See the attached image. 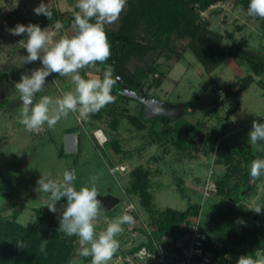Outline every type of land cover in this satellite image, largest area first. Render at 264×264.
Listing matches in <instances>:
<instances>
[{
	"label": "rangeland",
	"instance_id": "1",
	"mask_svg": "<svg viewBox=\"0 0 264 264\" xmlns=\"http://www.w3.org/2000/svg\"><path fill=\"white\" fill-rule=\"evenodd\" d=\"M175 1L183 7L172 23L149 20L155 17L145 15L147 0H127L120 18L105 25L109 32L125 29L128 37L138 43L119 65L129 76L142 73L137 89L127 87L113 71V77H118L111 92L114 103L91 114L87 121L79 118L78 112H70L52 128L45 123L38 132H29L19 123L20 106L12 107L20 99L15 83L22 74L30 75L32 69L42 65L39 61L23 63V56L28 53L19 41L26 39V34L13 36L8 29L18 23L39 24L55 33V41L71 34V24L79 9L77 0H43L53 13L49 20L33 12L41 0H0V220L16 218L23 226L39 228L42 241L47 240L66 199L57 202L56 213L50 212L46 207L48 194L35 191L36 182L41 175L59 182L65 170L75 169L77 189L90 186V178L96 176L98 195L120 200L111 210L100 209L94 221L97 233L122 215L126 205H134L130 215L135 224L123 225L124 231L116 237L120 242L117 258L108 264H125L126 249L138 243L136 235L145 226L154 229L155 221L168 208L184 211L190 204L197 205L200 229L217 237L226 230L221 223L216 227L212 224L216 208L221 207L225 215L231 216L233 212L248 210L244 223L238 224L239 231L255 225L264 228V175L255 178L251 187H245L243 174L236 172L239 168L242 173L248 170L250 175L252 160L264 154V143L248 142L252 121L264 123V89L257 83L264 82V76L254 77L247 59L252 56L264 63L262 18L249 16L248 8L237 0ZM57 20L63 28L55 27ZM211 50L224 53V60L210 62ZM109 65L113 69V63ZM107 66L89 65L79 74L84 78H103ZM249 76L255 81L235 93ZM73 90L71 76L53 73L46 78L35 100L39 102L47 95L55 101ZM132 96L170 104L186 103L184 115L176 122L151 117L147 108ZM131 116L143 123V128L132 125ZM106 126L108 129L103 130L108 141L100 144L94 133ZM241 145L245 150L250 148V154L239 151ZM251 156L253 159H249ZM118 164H125L126 171L147 173L148 204L135 192L139 182L133 174L114 172L121 168ZM225 177L228 184L240 189L223 198L218 194L217 183ZM210 183L216 190L205 189ZM256 207H262L259 214L253 211ZM14 236V240L6 239L3 247L10 258L19 260L29 254H42L40 248L31 247L24 235ZM63 238L73 243L67 264H91V257L79 255L81 244L77 236ZM18 241L24 242L25 249L17 247ZM53 250L57 252L59 248ZM258 254L261 255L258 252L255 258ZM49 256L44 254V258ZM216 260L218 264H233L229 255Z\"/></svg>",
	"mask_w": 264,
	"mask_h": 264
},
{
	"label": "clouds",
	"instance_id": "2",
	"mask_svg": "<svg viewBox=\"0 0 264 264\" xmlns=\"http://www.w3.org/2000/svg\"><path fill=\"white\" fill-rule=\"evenodd\" d=\"M127 0H77L76 8L71 24V34L61 36L53 40L55 33H49V28H41L39 24H17L8 29L13 36L26 34L23 43L28 55L23 56V63L30 64L39 61L42 65L31 70L29 74H22L20 80L15 83L16 90L20 93V119L29 132H38L45 123L49 128L54 127L62 117L77 113L79 118L87 121L91 114L98 113L102 108L115 102L111 94L113 85L118 77H113V69L106 67L103 78H84L79 74L81 69L97 62L104 64L111 57V46L105 31L106 24L115 23L126 7ZM37 16L44 15L52 20L53 13L48 4L41 0L33 9ZM248 15L264 18V0H250ZM57 29L63 28V24L57 20ZM26 40V43H25ZM53 73L59 76H71L74 84L73 91L64 92L61 98L53 101L45 95L36 102L35 97L40 93L46 78ZM250 144L264 143V123L252 121L251 130L248 133ZM264 175V154L254 158L250 165V176L259 178ZM76 171L65 170L62 180L57 182L41 175L37 180V192L48 194L46 207L52 213L57 212V202L62 198L66 204L62 206L59 217L58 232L68 237L77 236L81 244L79 255L91 257V264H108L120 247L117 235L124 231L123 225L132 226L135 219L125 211L116 217L105 230L96 232L94 221L97 219L102 202L98 199L96 182L98 177L90 178V186H82L77 189L74 185ZM133 205H129L132 209ZM262 207H256L253 211L257 214ZM47 240L42 241L40 252L46 254ZM21 250L25 249L23 241L16 243ZM236 264H264V256L251 255L239 256Z\"/></svg>",
	"mask_w": 264,
	"mask_h": 264
},
{
	"label": "trees",
	"instance_id": "3",
	"mask_svg": "<svg viewBox=\"0 0 264 264\" xmlns=\"http://www.w3.org/2000/svg\"><path fill=\"white\" fill-rule=\"evenodd\" d=\"M238 4L243 5L248 8L250 0H237ZM146 13L145 15H152L157 19H149L154 22H163L167 20L172 23L174 21V15H179L182 11L183 4L175 0H147L146 2ZM169 23V24H170ZM261 29L264 30V18H262ZM106 34L109 39V43L111 46V57L104 63L101 64L99 62L96 63L97 66H106L113 63V71L117 74L118 77L121 78L122 82L131 89H137L140 86L142 76L143 75H135L132 76L127 75L123 71L119 69L120 63L123 61L126 53L137 47V42L132 38L128 37L125 29L118 30L117 32H109L106 31ZM208 57L210 62L219 63L224 60L225 54L218 53L214 51L208 52ZM243 56L245 54L242 52ZM117 55V56H116ZM198 60L206 65V61H204L198 54L195 55ZM252 67V72L256 76L264 75V63L255 61L254 58H247ZM245 83L243 86H240L235 93L245 89L251 82H253V78L251 76L247 77L243 80ZM262 88H264V83H262ZM194 101V100H193ZM192 101V102H193ZM191 102V103H192ZM130 122L136 126L143 128V123L135 117H129ZM163 122L165 119H162ZM167 121V120H166ZM238 150H245L243 146H240ZM232 152H235L232 150ZM246 154H250V151L245 150ZM249 159H253V156L249 157ZM236 172L241 175L243 184L245 187H248L249 184V171L241 172V169H236ZM140 171L135 170L132 174L135 176L136 180L139 182L138 187L135 188V192L141 198L143 203L148 204L147 199L149 195L147 193L148 184H147V173H143L139 175ZM227 178H223L221 181L217 183V191L221 197H230L238 192L240 189L237 185L228 184ZM138 191V192H137ZM146 198V199H143ZM147 201V202H146ZM196 206L194 204H190L186 210L184 211H176L173 209L164 210L159 219L156 222V226L153 230V234L157 239L168 238V239H176L180 237L184 231L185 226L188 224V221L192 217H196L198 215L196 211ZM235 210V209H234ZM232 211V210H231ZM233 215H225L224 208H216L214 212V218L212 219V224L216 227L219 226L220 223L223 224L226 230L223 233V236L217 237L215 235H211L207 232H204L207 235V241L205 243V249L214 254L216 258L220 257L222 259L223 256L229 255L233 260V264H236L239 256L241 255H251L255 258L258 252L264 256V228L259 225H255L249 229L238 230V224L244 220L248 215V210L245 208L244 211L233 212ZM59 220V219H58ZM56 221L52 224L51 233L47 238L45 252L50 254L48 258H44V253L42 254H29L27 257L23 256L22 259H12L10 255H6V250L3 247L6 239L14 240V235H24L26 240L31 243L32 248H40L42 243V234L37 227L32 226H23L14 219H3L0 220V264H67L69 253L71 249V245L73 244L71 240H64V233L58 232L59 221ZM211 220V219H210ZM6 247V246H5ZM53 248H59V251L55 252ZM4 252V253H3Z\"/></svg>",
	"mask_w": 264,
	"mask_h": 264
},
{
	"label": "built area",
	"instance_id": "4",
	"mask_svg": "<svg viewBox=\"0 0 264 264\" xmlns=\"http://www.w3.org/2000/svg\"><path fill=\"white\" fill-rule=\"evenodd\" d=\"M98 143L104 144L106 138L101 131L94 133ZM102 139V141H100ZM123 170V168H119ZM115 170H117L115 168ZM215 189L214 184H208L205 189ZM124 207V212L132 213L134 207ZM132 205V204H131ZM194 218V219H192ZM185 226L184 233L176 239H157L152 227L143 228V242L131 248L125 258V264H218L216 257L205 249L207 235L200 229L198 219L192 217ZM133 229V228H131Z\"/></svg>",
	"mask_w": 264,
	"mask_h": 264
},
{
	"label": "water",
	"instance_id": "5",
	"mask_svg": "<svg viewBox=\"0 0 264 264\" xmlns=\"http://www.w3.org/2000/svg\"><path fill=\"white\" fill-rule=\"evenodd\" d=\"M5 68L9 69L11 68V66ZM131 99L137 100L138 102L142 103L147 108V111H149L151 117L160 116L166 119H170L173 122L178 121L184 115V107L186 106V103L170 104L166 102L151 100L147 97L136 98L132 96ZM18 106H20L19 100L12 105V107ZM253 180L254 178L249 175L248 187L252 186ZM98 199L102 202L101 208L105 211L111 210L119 204V199L111 195H98Z\"/></svg>",
	"mask_w": 264,
	"mask_h": 264
},
{
	"label": "crops",
	"instance_id": "6",
	"mask_svg": "<svg viewBox=\"0 0 264 264\" xmlns=\"http://www.w3.org/2000/svg\"><path fill=\"white\" fill-rule=\"evenodd\" d=\"M262 76H264V75H262ZM254 77H261V76H256V75H254ZM254 77L252 76V78H253V82L255 81V79H254ZM253 82H251L246 88H248ZM259 85H260V87L262 88V83H264V82H262V81H260V80H258V82H257ZM245 88V89H246ZM245 89H243V90H245ZM262 89H264V88H262ZM242 91V90H241ZM240 92V91H239ZM239 92H237V93H239ZM133 125V124H132ZM110 128V127H109ZM103 129H108V126H106V127H102L101 129H100V131L103 133V135L105 136V138H107L106 137V135L104 134L105 132H104V130ZM137 130H139L138 128H137ZM93 133H94V130L92 131V135H93ZM107 141H108V138H107ZM242 146V145H241ZM248 149H250V148H248ZM118 165H120V166H118V167H124L125 169H123V170H120V169H118V170H114V172L115 171H119V172H129V174H132L134 171H133V169L132 170H130V171H126V168H128L125 164H118ZM117 167V166H116ZM128 170V169H127ZM110 171H111V169H110ZM139 197V196H138ZM139 199H140V197H139ZM119 203H120V200H119ZM132 205H133V203H132ZM133 207H134V205H133ZM134 240V239H133ZM135 240L138 242L137 244H135L134 245V247L135 246H137V245H139L140 243H142L143 242V240H144V238H143V232L140 234V235H136V237H135ZM133 248V247H132ZM130 250V248L129 249H126V251L128 252ZM115 258H117L115 255H114V257H113V260L115 259Z\"/></svg>",
	"mask_w": 264,
	"mask_h": 264
},
{
	"label": "flooded vegetation",
	"instance_id": "7",
	"mask_svg": "<svg viewBox=\"0 0 264 264\" xmlns=\"http://www.w3.org/2000/svg\"><path fill=\"white\" fill-rule=\"evenodd\" d=\"M106 142H107V138H106ZM106 142H105V143H106ZM105 143H104V144H105Z\"/></svg>",
	"mask_w": 264,
	"mask_h": 264
},
{
	"label": "bare ground",
	"instance_id": "8",
	"mask_svg": "<svg viewBox=\"0 0 264 264\" xmlns=\"http://www.w3.org/2000/svg\"><path fill=\"white\" fill-rule=\"evenodd\" d=\"M100 141H102V139Z\"/></svg>",
	"mask_w": 264,
	"mask_h": 264
}]
</instances>
